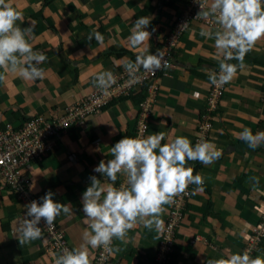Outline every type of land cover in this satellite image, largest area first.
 <instances>
[{"label": "crops", "instance_id": "obj_1", "mask_svg": "<svg viewBox=\"0 0 264 264\" xmlns=\"http://www.w3.org/2000/svg\"><path fill=\"white\" fill-rule=\"evenodd\" d=\"M188 1L11 0L23 13L24 19L18 20L17 26L26 28L32 23L29 43L47 60L39 65L45 70L41 80L26 81L18 74H6V83L0 84V123L19 127L34 115L63 113L97 88L94 79L99 72L116 73L124 68L123 58L134 62L138 49L130 46L128 37L133 22L140 17L152 18L146 30L152 33L149 53L155 54L173 32ZM205 28L215 31L200 22L191 24L174 47L176 66L158 80L159 93L147 136L164 132L162 143L175 136L187 137L193 143L200 116L205 113L211 87L207 69L219 68L214 40L200 35ZM94 31L103 35L102 44L95 38L88 40ZM244 64L245 68L226 84L208 140L223 150L222 156L209 165L189 161L194 174L204 178L203 190L194 191L197 186L193 185L173 249L163 264H205L208 259L242 253L246 235L262 219L264 144L250 149L237 134L244 127L253 134L264 131V39L246 54ZM194 91L200 96L195 97ZM139 102L138 93L112 101L101 113L88 117L83 126L59 137L52 153L21 167L38 199L51 190L55 201L72 209V214L61 213L55 220L72 247L82 243L87 229L81 199L89 177L107 179L93 169L101 160L114 159L110 149L118 140L134 136ZM253 177L259 179L255 187ZM122 179L118 174L116 187ZM23 206L0 183V264H54L50 255L54 251H47L43 235L29 244H19L16 230L26 212ZM164 207L161 219L165 225L171 205ZM161 235L142 224L134 227L125 240L114 239V248L121 251L111 255L110 264H158L155 256ZM97 250L89 246L91 264ZM257 255L264 256V245Z\"/></svg>", "mask_w": 264, "mask_h": 264}, {"label": "clouds", "instance_id": "obj_2", "mask_svg": "<svg viewBox=\"0 0 264 264\" xmlns=\"http://www.w3.org/2000/svg\"><path fill=\"white\" fill-rule=\"evenodd\" d=\"M199 9L198 17L212 18L217 25L215 31L205 28L200 35L214 40L219 71L207 69V72L210 85L220 88L231 83L237 72L245 68L246 54L264 39V0H210L206 10L202 4H199ZM23 19L22 11L13 7L11 0H0V84L6 83V74L9 73L18 74L26 81L41 80L45 76V70L39 65L47 57L43 52L33 51L29 43L33 33L32 23L26 28L17 26L16 22ZM151 20L140 17L131 28L128 42L138 52L134 62L123 58L130 83L140 82L136 74L141 68L146 73L155 74L168 66L164 53H149L148 42L152 33L146 29ZM93 38L101 44L104 41L99 31L88 36L89 41ZM231 60L238 63H229ZM115 83L111 71H101L94 79V86L105 95ZM195 95L199 96V93ZM237 135L250 149L255 150L264 144V131L253 134L250 128L244 127ZM165 139L164 132L138 138L124 136L111 146L114 159L107 162L101 160L93 169L107 179L102 181L95 175L90 176V184L82 193L83 222L87 225L82 243L71 246V249L60 246L59 252H51L54 264H91L89 246L92 249L103 248L115 255L121 249L114 248V244L112 247L113 240H125L128 231L141 224L162 233L164 206L173 204L175 197L184 194L191 184L197 186L194 191L203 190L204 178L199 173L194 174L195 169L189 166V161L209 165L222 156L223 150L204 137H200L195 145L184 136H175L162 143ZM118 174L126 179L116 187ZM252 179L255 187L259 179ZM54 195L48 190L39 202L32 200L23 206L26 212L19 219L16 230L19 244H29L42 238L41 227H38L42 219L51 227L61 213L72 214L70 206L55 201ZM205 264H264V256L253 257L245 250L225 258L208 259Z\"/></svg>", "mask_w": 264, "mask_h": 264}, {"label": "built area", "instance_id": "obj_3", "mask_svg": "<svg viewBox=\"0 0 264 264\" xmlns=\"http://www.w3.org/2000/svg\"><path fill=\"white\" fill-rule=\"evenodd\" d=\"M199 4L204 5L206 10L208 1H188L187 7L173 27V32L157 51L165 54L164 59L167 61V67H162L155 74L146 73L141 68L136 74L139 77V83H130L131 78L125 71V68H122L113 74L116 83L108 89L107 95L101 89L96 88L80 101L70 105L63 113L53 111L48 115H35L24 121L19 127H13L8 122L4 124L0 123V183L6 186L15 195L16 199L20 200L24 205L32 200L39 202L38 197L30 189L31 180L29 176L25 172H22L21 167L27 166L31 161H37L48 153H52L55 150L59 137L68 133L72 128L83 126L88 117L101 113L103 109L116 99L130 97L137 93L143 94L144 98L139 102L133 138L146 137L149 130L150 118L157 102L160 75L176 66L173 52L174 47L193 22L203 23L209 28L216 29L217 27L214 19H203L197 16L200 10ZM184 23L185 26L181 27ZM216 71L218 72L219 68ZM225 90L226 85L220 88L211 85L206 96L205 113L200 116V135L195 137L193 145H195L200 137H204L207 141L209 140L215 112L221 104ZM196 93H199L200 96L199 91H194L193 95L195 97H199L195 95ZM261 101L264 104V93L261 96ZM125 179L123 176L117 187L121 183H124ZM193 185H189L184 194L175 197L174 203L171 204L168 219L165 222L155 256L158 264H163L173 249L177 231L184 219V211L192 195ZM259 209L262 219L253 227L252 232L246 235L247 245L244 249V251L248 250L253 257L257 256L264 244V201L261 203ZM38 227H41L42 235L47 240V251L59 252L60 246L72 248L66 238V232L60 228L57 221L54 222L53 226L48 227L42 219ZM197 239L198 237L193 241ZM113 244L114 240L112 247ZM110 256V253L106 252L103 248H99L92 264H109Z\"/></svg>", "mask_w": 264, "mask_h": 264}, {"label": "rangeland", "instance_id": "obj_4", "mask_svg": "<svg viewBox=\"0 0 264 264\" xmlns=\"http://www.w3.org/2000/svg\"><path fill=\"white\" fill-rule=\"evenodd\" d=\"M216 118V117H215ZM214 118V119H215ZM214 119H213V121H214ZM211 133V132H210ZM210 133H209V137H210ZM200 135V132H199V123H198V125H197V134H196V136H199ZM195 136V137H196ZM195 137H193V143H194V141H195ZM192 143V144H193ZM191 198V197H190ZM66 238H67V240H68V242H69V239H68V237H67V234H66ZM69 244H70V242H69ZM71 245V244H70Z\"/></svg>", "mask_w": 264, "mask_h": 264}, {"label": "trees", "instance_id": "obj_5", "mask_svg": "<svg viewBox=\"0 0 264 264\" xmlns=\"http://www.w3.org/2000/svg\"><path fill=\"white\" fill-rule=\"evenodd\" d=\"M138 95L140 96V101L144 98V96H143V94L142 93H138ZM41 115V114H40ZM35 116V115H34ZM71 130V129H70ZM69 130V131H70ZM190 201V200H189ZM45 241H47L46 239H45ZM264 245V244H263ZM263 245H262V247H263Z\"/></svg>", "mask_w": 264, "mask_h": 264}]
</instances>
